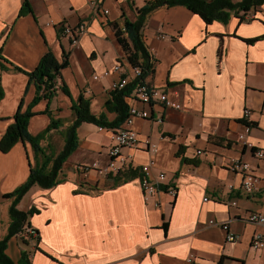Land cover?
<instances>
[{"label": "crops", "instance_id": "obj_1", "mask_svg": "<svg viewBox=\"0 0 264 264\" xmlns=\"http://www.w3.org/2000/svg\"><path fill=\"white\" fill-rule=\"evenodd\" d=\"M27 1L31 14L18 17L24 0H0V58L8 62L0 59V140L19 107L23 112L31 106V136L47 129L49 114L62 122L40 141L46 153L55 142V156L75 119L72 104L80 97L89 100L91 114L115 119L104 107L111 86L123 75L128 81L134 77L116 41L115 26L120 28L123 18L134 21L135 9L151 0ZM81 24L86 31L74 47L60 28ZM142 33L155 60L154 75L146 83L181 108H148L150 119L133 125L137 150L123 151L132 158L122 173L136 170L137 176L117 185L111 181L103 190L106 178L83 168L107 164L113 130L81 124L61 183L48 190L34 186L17 205L20 211L39 210L29 220L38 235L29 239L23 231L9 240L5 253L13 264L22 251L31 264H264V249L250 248L255 233L264 236V224L242 219L248 211L264 215V159H255L237 140L242 113L249 109L252 131L246 139L254 146L264 144V3L241 19L231 15L225 23L210 24L183 6L162 7L148 17ZM48 50L59 63L67 57L59 86L64 84L70 96L58 90L49 103L32 105L36 90L25 73L32 72ZM117 62L122 72L104 76ZM134 96L135 90L125 99L127 105ZM145 140L158 145L151 176L165 173V184L176 189L175 197L162 192L144 201L139 169L150 160ZM231 159L250 165L257 179L253 195L241 190L244 175L229 171ZM34 166L27 142L0 152V240L10 221L11 200L4 195L23 184ZM226 222L237 236L235 243L226 241L220 225Z\"/></svg>", "mask_w": 264, "mask_h": 264}, {"label": "trees", "instance_id": "obj_2", "mask_svg": "<svg viewBox=\"0 0 264 264\" xmlns=\"http://www.w3.org/2000/svg\"><path fill=\"white\" fill-rule=\"evenodd\" d=\"M264 3V0H240L233 3L231 0H153L146 2L141 8L135 9L136 18L134 21H129L123 18L122 26L118 28L115 26V38L124 54V58L132 69L137 70L138 73L128 81V83L121 89L111 90L109 99L105 103V111L114 113L115 119L108 121L105 114L95 116L90 113L89 100L80 97L77 102L72 104V112L74 114V122L63 133L64 145L59 153L55 156L48 155L41 147L40 141L51 130H58L61 125L60 120H55L49 111L46 113L50 115V124L47 129L37 136H31L28 132V122L33 116L30 108L21 111V106L13 117V123L6 129L5 134L0 140V152L7 153L16 143L22 141L30 144L35 157V166L30 168L29 176L26 181L18 186L14 191L4 195L5 199H10L11 204L8 210L9 225L5 236L0 240V264H13L11 259L6 255L5 251L9 240L18 236L30 228L29 220L34 215L39 213L35 207H31L28 211H20L17 205L28 191L37 186L41 189H52L61 183V173L63 166L70 155L77 148V128L83 124H92L98 128L106 130H117L121 127L128 116V105L125 101L133 90L138 86L146 85L147 79L154 75L155 60L150 55L148 48L144 41L143 28L146 25L148 17L156 10L162 7L183 6L192 13L198 15L206 24L213 21H220L225 23L231 15L239 19L247 16L251 11L257 9ZM25 14H31V8L27 0H24L20 9L18 17ZM239 14H242L239 16ZM61 33V32H60ZM1 59V58H0ZM3 60V59H1ZM5 63V60H3ZM68 66L67 57L63 56L59 63L53 53L48 50L38 62L36 68L29 73H25L28 77L29 83L34 84L36 95L33 99L32 105L37 104L41 100L50 102L57 91H61L64 95L70 96L67 87L62 84L58 89H55L56 79L59 80L60 72ZM1 69L6 71L7 68L1 65ZM15 72H21L17 67L13 68ZM123 75L122 78H125ZM2 91L0 89V99L2 98ZM243 123V121H240ZM244 124V123H243ZM252 126V123H250ZM137 171H129L127 173H120L115 177H107L113 185H117L126 178H134L137 176ZM96 190V189H94ZM38 235L37 230H32ZM34 236H29L32 239ZM17 264H31L29 256L25 251H22Z\"/></svg>", "mask_w": 264, "mask_h": 264}, {"label": "built area", "instance_id": "obj_3", "mask_svg": "<svg viewBox=\"0 0 264 264\" xmlns=\"http://www.w3.org/2000/svg\"><path fill=\"white\" fill-rule=\"evenodd\" d=\"M136 1V0H132ZM152 1V0H151ZM107 13L106 11L104 12ZM86 27L84 25H79L77 28L72 29L68 26H62L60 28L61 34L66 37L72 46H77V38L84 34ZM121 63L117 62L114 64L111 71H105L104 76L110 73H120ZM133 76H135L138 71L134 70ZM96 79L97 77H93ZM128 83L127 78H120L119 81L112 84L111 88L121 89ZM55 89L59 87V80L56 79ZM152 104H160L166 108H175L179 110L180 104L175 103L169 98L168 94L154 87H148L146 85L138 86L135 90V96L128 104V116L117 130H114L111 135L112 144L107 151L108 161L104 167H99L97 163H93L91 166H86L83 168L84 172L89 170H95L100 176L104 178L115 177L128 169V164L130 163L131 156L123 153L124 150H137L139 144V137L136 131L133 129V125L136 121L148 120L150 119L149 109ZM140 107H139V106ZM252 115V111L245 109L242 113V131L238 134L237 140L245 149L251 151L253 157L257 160L264 159V144L262 146H254L247 141V137L252 131V126L250 125L249 118ZM264 117V111L260 113ZM158 123L162 122V119L157 120ZM144 145L147 146L148 154L150 156L149 163L143 165L139 169V183L143 194L144 201L153 199L159 193H166L171 197L176 196V189L174 187L165 184L166 175L163 172H157L155 177L151 176V165L153 163V158L158 151V145L156 143L150 142V140H145ZM198 155L202 152L197 151ZM250 165L242 159H231L228 163V169L232 173L244 175L241 190L245 195H253L256 192L257 179L251 176ZM205 199L204 201H206ZM232 206H236V201L231 202ZM157 206V203H155ZM243 221L250 224L261 225L264 224V215L248 211L242 218ZM210 224L213 223L211 220ZM221 228L226 232V241L229 243H235L237 241V236L229 230L228 222L221 223ZM28 236H34L33 231L30 228H26ZM250 248L254 251H261L264 249V236L260 233H255L252 236L250 242Z\"/></svg>", "mask_w": 264, "mask_h": 264}, {"label": "rangeland", "instance_id": "obj_4", "mask_svg": "<svg viewBox=\"0 0 264 264\" xmlns=\"http://www.w3.org/2000/svg\"><path fill=\"white\" fill-rule=\"evenodd\" d=\"M102 136L103 135H100L99 138H102ZM48 151H49V152H47L48 155H51V156H52V154L54 155V154H56L58 152V146L56 145L55 142H54L53 145L50 146V149ZM106 180H107V183H106V185L102 186V188H101L102 190L109 188L111 186V184H112L111 181H109L108 179H106Z\"/></svg>", "mask_w": 264, "mask_h": 264}]
</instances>
